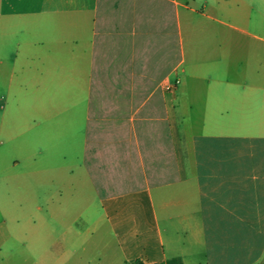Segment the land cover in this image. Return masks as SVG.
I'll use <instances>...</instances> for the list:
<instances>
[{
    "label": "crops",
    "instance_id": "crops-1",
    "mask_svg": "<svg viewBox=\"0 0 264 264\" xmlns=\"http://www.w3.org/2000/svg\"><path fill=\"white\" fill-rule=\"evenodd\" d=\"M233 11V0H0L4 30L20 19V48H63L65 79L81 82L96 191L88 219H74L73 171L49 123L47 154L31 158L47 164L0 182V264H264V39L233 26ZM234 30L254 41L234 48ZM234 49L242 75L255 64L252 84L225 76Z\"/></svg>",
    "mask_w": 264,
    "mask_h": 264
},
{
    "label": "rangeland",
    "instance_id": "rangeland-1",
    "mask_svg": "<svg viewBox=\"0 0 264 264\" xmlns=\"http://www.w3.org/2000/svg\"><path fill=\"white\" fill-rule=\"evenodd\" d=\"M244 4L249 8L241 10ZM233 5L231 24L264 39V0H233ZM5 22L0 19V182L7 183L13 173L42 169L40 164H47L42 161L35 164L31 158L38 154L40 148L47 154L48 125L54 123L58 125L56 155L66 154L67 165L73 171L72 216L86 220L89 217L86 209H92L96 191L86 175L84 162L81 82L65 79L63 48L27 45L20 48V19L11 21L10 33L3 29ZM253 41V38L233 31L234 48ZM33 56H36L35 60L31 59ZM254 66L249 60L247 76L242 75L244 63L239 51L234 49L233 60L226 67L225 76L233 86L252 84ZM257 68L258 85L264 89V54L263 61L258 60ZM64 124L67 125L66 130ZM19 126L20 136L11 141L10 132ZM16 160L19 164L14 166ZM79 225L83 226V222L80 221Z\"/></svg>",
    "mask_w": 264,
    "mask_h": 264
},
{
    "label": "built area",
    "instance_id": "built-area-1",
    "mask_svg": "<svg viewBox=\"0 0 264 264\" xmlns=\"http://www.w3.org/2000/svg\"><path fill=\"white\" fill-rule=\"evenodd\" d=\"M179 84H180V81H179V80H176V81L173 82V83H169V84H167L166 87H165V89H166V91H168L169 93L174 94V93L176 92V90H177Z\"/></svg>",
    "mask_w": 264,
    "mask_h": 264
},
{
    "label": "trees",
    "instance_id": "trees-1",
    "mask_svg": "<svg viewBox=\"0 0 264 264\" xmlns=\"http://www.w3.org/2000/svg\"><path fill=\"white\" fill-rule=\"evenodd\" d=\"M134 264H145V263L136 262ZM161 264H183V262L180 258H174V259L167 260L166 262L161 263Z\"/></svg>",
    "mask_w": 264,
    "mask_h": 264
}]
</instances>
